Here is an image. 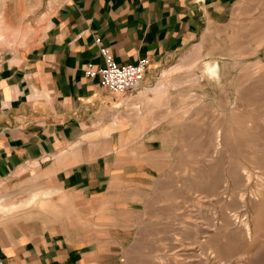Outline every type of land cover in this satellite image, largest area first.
Masks as SVG:
<instances>
[{"label": "crops", "instance_id": "1", "mask_svg": "<svg viewBox=\"0 0 264 264\" xmlns=\"http://www.w3.org/2000/svg\"><path fill=\"white\" fill-rule=\"evenodd\" d=\"M245 2L0 0L3 264H124L115 204L136 164L90 150L120 148L169 119L183 78L214 63L209 39ZM102 47L120 66L149 59L137 92L85 76L87 65H105Z\"/></svg>", "mask_w": 264, "mask_h": 264}, {"label": "rangeland", "instance_id": "2", "mask_svg": "<svg viewBox=\"0 0 264 264\" xmlns=\"http://www.w3.org/2000/svg\"><path fill=\"white\" fill-rule=\"evenodd\" d=\"M242 4L169 119L90 150L136 164L115 204L124 264H264V0Z\"/></svg>", "mask_w": 264, "mask_h": 264}, {"label": "built area", "instance_id": "3", "mask_svg": "<svg viewBox=\"0 0 264 264\" xmlns=\"http://www.w3.org/2000/svg\"><path fill=\"white\" fill-rule=\"evenodd\" d=\"M97 42L100 44L101 40H97ZM100 52L104 57L105 65L100 68L95 65H87L84 69L85 76L88 79L99 77L100 85L108 92L120 95L137 92L142 85L146 71L149 69V59L141 58L135 64L120 66L105 48L102 47ZM0 264L3 262L0 261Z\"/></svg>", "mask_w": 264, "mask_h": 264}, {"label": "bare ground", "instance_id": "4", "mask_svg": "<svg viewBox=\"0 0 264 264\" xmlns=\"http://www.w3.org/2000/svg\"><path fill=\"white\" fill-rule=\"evenodd\" d=\"M211 69H213V70H214V69H216V67H213V68H211ZM213 70H212V71H213ZM214 71H215V70H214Z\"/></svg>", "mask_w": 264, "mask_h": 264}]
</instances>
